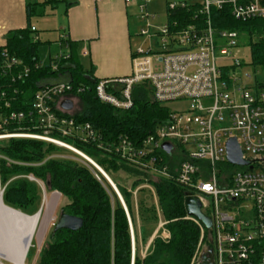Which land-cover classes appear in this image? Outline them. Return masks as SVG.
<instances>
[{
  "label": "built area",
  "instance_id": "2783aa9c",
  "mask_svg": "<svg viewBox=\"0 0 264 264\" xmlns=\"http://www.w3.org/2000/svg\"><path fill=\"white\" fill-rule=\"evenodd\" d=\"M125 1L137 9L140 26L135 35L146 40L148 46L134 47L129 75L96 81V99L126 110L132 106L134 86L144 83L153 98L169 109L167 118L140 143L118 136L104 144L91 124L76 122L70 117L71 110L60 106L64 99H70L66 95L72 90L68 80L42 81L27 114L12 111L17 90L0 84V140L22 137L57 145L104 175L91 157L68 141L75 137L86 142L97 140L99 148L113 152L127 166L153 179L161 176L172 180L199 199L200 210L210 218L211 226L206 229L196 217L185 216L200 230L196 256L210 247L213 264H264V86H259L257 80L251 84L240 80L241 63L230 56L242 35L234 30H215L210 17L211 10L227 8L237 20L264 19V0L167 2L162 24L155 23L156 15L149 13L151 0ZM180 11L185 13L175 16ZM31 30L35 32L33 26ZM33 40H38L36 34ZM67 40L62 32L55 43L58 49L48 56L52 71L57 70L60 60L69 57ZM2 58L0 70L11 83L27 77L30 66L9 56L6 50ZM182 102L187 105L168 107L169 103ZM231 138L248 164L228 162L226 143ZM165 142L171 145L169 152L162 148ZM228 164L240 168L231 170ZM26 178L37 180L30 174ZM145 187L152 193L160 218L157 196L150 184L142 183L132 193L135 196L139 188ZM121 204L128 215L122 198ZM163 224L159 220L152 238H169ZM0 264H6L4 259L0 258Z\"/></svg>",
  "mask_w": 264,
  "mask_h": 264
},
{
  "label": "trees",
  "instance_id": "16d2710c",
  "mask_svg": "<svg viewBox=\"0 0 264 264\" xmlns=\"http://www.w3.org/2000/svg\"><path fill=\"white\" fill-rule=\"evenodd\" d=\"M45 4H28L27 26L8 31L4 45L0 46V65L2 51L6 50L9 56L30 66L27 77L14 83L0 70V84L17 90L12 111L27 114L42 81L66 76L72 85V90L66 95L76 96L81 102V109L70 117L78 123L91 124L101 134L104 144L112 143L118 136L140 143L152 134L155 125L167 118L169 109L153 98L146 84L134 86L132 106L119 110L96 99L94 85L98 79L93 76L91 68L83 69L77 59L75 44L70 40L66 44L69 57L58 62L56 71L51 70L52 59L40 60L41 41L33 40L35 33L29 20L33 15L43 14ZM183 13L177 12L175 16ZM210 17L215 30L228 29L243 34L250 47L251 66L264 68V19L237 20L227 8L211 10ZM259 86L264 84L259 82ZM78 88L81 91L78 92ZM68 141L91 157L110 179L114 180L118 171L134 178L129 189L116 184L128 215L105 178L74 153L70 157L62 153L67 150L33 138L0 140V189H3L5 205L33 214L39 199V187L35 181L26 178L30 174L41 181L47 191H55L66 200L60 212L74 214L83 221L82 227L76 231L52 229L39 250L35 264H196L200 230L193 221L185 218L183 200L186 189L183 186L161 176L153 179L146 172L127 166L113 152L99 148L97 140L86 142L75 137ZM142 183L154 188L160 218L154 202L149 204L139 196L136 201L139 225L141 228L154 225L149 233L140 235L132 191ZM144 189L139 188L136 193L142 194ZM159 220L164 223L163 228L169 232V238L163 240L158 235L154 236L145 253L139 254L140 244L147 243Z\"/></svg>",
  "mask_w": 264,
  "mask_h": 264
},
{
  "label": "crops",
  "instance_id": "0c3cea01",
  "mask_svg": "<svg viewBox=\"0 0 264 264\" xmlns=\"http://www.w3.org/2000/svg\"><path fill=\"white\" fill-rule=\"evenodd\" d=\"M41 2L46 3L44 13L33 15L29 20L39 41L42 40L39 31L49 28L44 24L57 12L63 19V23L59 22L60 30L75 44L77 59L83 69L91 68L97 79L131 73L132 39L137 28L131 14L135 6L125 0H0V46L4 45L8 31L27 26V5ZM33 17L42 27L33 23ZM43 40L46 45L50 42ZM49 55L53 54L49 53L47 58ZM70 101L75 104L74 97L70 96Z\"/></svg>",
  "mask_w": 264,
  "mask_h": 264
},
{
  "label": "rangeland",
  "instance_id": "374dc122",
  "mask_svg": "<svg viewBox=\"0 0 264 264\" xmlns=\"http://www.w3.org/2000/svg\"><path fill=\"white\" fill-rule=\"evenodd\" d=\"M180 0H151L148 3V10L149 13L155 14L156 18L154 19V22L157 24H162L165 22L166 20V3L167 2H178ZM137 9L134 7L131 10V14H132V18L134 20L135 26L137 28V30L139 29L138 27L140 26V23L137 19ZM57 19V21H56ZM59 22L63 23V19L61 18V15H59L57 12L54 13L53 17H49L47 19L46 24L44 25H48L49 28H44V30H40L39 32L42 33V40H41V45H39V56H40V60L42 61H46L47 59V55L49 53L53 54L57 49L58 46L55 44L56 41L59 39V35L63 32H61L60 27H59ZM33 23L39 28L42 27L38 21L36 17H33ZM41 29V28H40ZM47 29V30H46ZM239 38V42L238 44L232 48L231 50V59H237L241 65H239V76H240V80L244 83H253L254 80H257L259 82H262L264 84V68L261 67H254L251 66V55H250V47L248 45L247 39L244 37V35L242 34L241 37ZM43 39H48L50 42L48 45H46V43ZM132 46L133 47H138L141 46L142 48L146 49L148 46V43L146 40H144L142 37H136V35H134L133 39H132ZM48 47V48H47ZM86 60V59H85ZM85 60H82V62H84ZM228 61H230V59L228 58ZM247 75H250L249 78H247ZM66 76H63V78L61 80H66ZM74 100H75V104H74V108H73V113L78 112L81 109V102L80 100L74 96ZM187 105V102H182V103H169L168 107L169 108H182V106ZM62 153H66L67 155H70V157L73 155V153L65 152L62 151ZM72 154V155H71ZM76 158V157H75ZM78 159V158H76ZM80 160V159H79ZM82 161V160H80ZM228 168L231 170H235V169H239L240 167L234 166V165H230L228 164ZM256 169V168H254ZM34 180V179H33ZM112 180V179H111ZM134 180L133 177L128 176L126 173H124L123 171H118L115 176H114V180L113 183L116 185H121V186H125L126 188H130V185L132 183V181ZM35 181V180H34ZM39 187V199L35 205L34 211L32 212L33 214L39 212L45 203V200L47 198L48 195L52 194L55 191H47L46 187H44L45 185H43V183L39 180L35 181ZM142 185V184H141ZM140 186V185H139ZM133 195V193H132ZM143 197L146 199V201L151 204L152 202H154V199L152 197V193L151 191L145 187L144 192L142 194H138L136 193V195H133V204H134V211H135V216H136V222H137V226H138V233L140 235H142L144 232H150L152 230V227L154 225L148 224L147 226H144V228H141V226L139 225V219H138V211H137V206H136V201L138 197ZM66 203V200L60 195V198L58 200V204L56 205L55 211L53 212V216L52 218H45L44 214H45V208H43L42 213L40 215V220L37 222V229L35 232V235H33L31 242H30V246H29V250L26 252L27 256L25 257L24 260V264H35L37 261V257H38V253L39 250L41 249L42 245L47 241L49 233L52 231L53 226L58 218V215L60 213L61 207ZM33 214H31L30 216H32ZM46 219L44 224L41 225L42 219ZM48 219V221H47ZM49 222V223H48ZM51 222V223H50ZM159 223V221H158ZM158 223L156 224L155 228L153 229V233L156 229V227L158 226ZM49 224V227L46 228V225ZM46 228L47 230L45 231ZM9 229V228H8ZM40 230H42V232L40 233L41 238L37 237V232ZM9 232L12 234L15 232L14 228L9 230ZM149 237L148 241L146 244H140V253L141 255H143L150 243V239L152 238V235ZM44 235V236H43ZM1 258V257H0ZM4 259L6 264H13L9 259L6 258H2ZM6 259V260H5ZM197 264V262H196Z\"/></svg>",
  "mask_w": 264,
  "mask_h": 264
},
{
  "label": "bare ground",
  "instance_id": "6f19581e",
  "mask_svg": "<svg viewBox=\"0 0 264 264\" xmlns=\"http://www.w3.org/2000/svg\"><path fill=\"white\" fill-rule=\"evenodd\" d=\"M59 198L60 194L57 192H53L47 196L43 206V208H45V218H52V214L55 211ZM43 208L39 212L30 216L20 212L19 210L16 211L15 209L6 206L3 203L2 198H0L1 258L9 259L13 264H24L28 246L30 245L33 235H35L37 222L40 220V215ZM45 220L46 219L44 218L42 219L41 225L44 224ZM48 227L49 224L46 225V228ZM10 228H14L15 232L11 234L9 232ZM46 228L44 227L43 229L46 231ZM41 232L42 230L39 229L37 232V237L41 238Z\"/></svg>",
  "mask_w": 264,
  "mask_h": 264
},
{
  "label": "water",
  "instance_id": "95a60500",
  "mask_svg": "<svg viewBox=\"0 0 264 264\" xmlns=\"http://www.w3.org/2000/svg\"><path fill=\"white\" fill-rule=\"evenodd\" d=\"M60 106L65 110H71L73 107L72 101L70 99H64ZM162 148L169 152L171 149V145L167 142L162 144ZM241 151L240 148L234 138H231L226 143V157L228 162L231 164H237V165H245L249 162L246 160H243L241 158ZM251 167V166H249ZM102 176L105 178V180L108 182L110 187L113 189L114 193L117 195V198L121 202V198L119 191L117 190L116 186L112 181L107 177L106 174H102ZM185 197L183 200L184 209L186 212V215L196 217L200 223L204 226V228L208 229L211 226V220L209 217L205 216L201 210H200V201L196 196H191L188 193L185 192ZM0 198H2L0 196ZM82 219L80 217L70 215L64 212H60L58 215V218L53 226V231H57L60 229H69V230H79L80 227H82ZM132 234V230H131ZM133 237V235H132ZM152 239V238H151ZM150 239V240H151ZM212 249L210 247L206 248L205 250H202L201 253L198 256L199 264H213L212 262Z\"/></svg>",
  "mask_w": 264,
  "mask_h": 264
},
{
  "label": "flooded vegetation",
  "instance_id": "af4514ba",
  "mask_svg": "<svg viewBox=\"0 0 264 264\" xmlns=\"http://www.w3.org/2000/svg\"><path fill=\"white\" fill-rule=\"evenodd\" d=\"M212 262H213V256H212ZM198 264H199V260H198Z\"/></svg>",
  "mask_w": 264,
  "mask_h": 264
}]
</instances>
